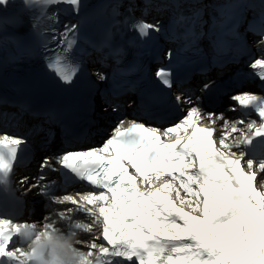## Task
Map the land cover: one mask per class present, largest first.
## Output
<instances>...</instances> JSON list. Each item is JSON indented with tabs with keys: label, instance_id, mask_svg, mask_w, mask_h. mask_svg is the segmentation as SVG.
Listing matches in <instances>:
<instances>
[{
	"label": "snow or ice",
	"instance_id": "6c2138e0",
	"mask_svg": "<svg viewBox=\"0 0 264 264\" xmlns=\"http://www.w3.org/2000/svg\"><path fill=\"white\" fill-rule=\"evenodd\" d=\"M11 3L12 0H0V8ZM22 3L26 9L38 13L34 16L35 28L48 6L65 4L78 10L81 0H22ZM144 3L146 15L151 0ZM134 7L133 4L128 11L131 13ZM238 7L229 4L221 10L219 23L213 18V26L220 28L221 37L237 35L234 21ZM175 8L171 38L183 41L179 51L199 53L197 41L205 35L203 31L197 32L200 12L185 15L179 11L178 3ZM47 19L56 22L58 18L53 14ZM128 19L125 18V24ZM259 25L258 30L264 33V12ZM130 27L141 40L163 30L159 23L144 19L133 20ZM64 28L60 33L63 39L55 49L49 48V44L57 41L56 29L39 31L41 37L53 33L42 40L44 52L52 53L44 56L46 69L64 84H71L79 65L72 63L69 54L77 46L79 29L76 25ZM135 40H130L129 46H134ZM124 54L123 47H116L112 53L117 60ZM250 67L264 82V57L255 59ZM171 76V68L156 72L158 80L168 88L172 87ZM99 79L104 80L105 76L101 74ZM208 88L205 84L204 90ZM232 99L242 110L254 112L260 121L258 124L257 119L250 120L247 132H242L241 138L233 143L228 138L238 131L236 123H229L221 114L219 119L224 120L223 127L228 131L217 134L213 127L197 123L206 115L214 124L213 113L191 106V96H177L178 109L182 104L190 107L171 127H146L136 120L125 127L124 120H119L100 147L67 151L55 160L44 157L41 174L32 187L44 182L41 190L47 193L50 185L44 169L56 171L55 164H59L99 191L54 197L56 204L74 208L60 210L55 219L49 218L41 228L71 237H77L76 230L86 234L91 240L88 243L91 250L84 251L89 257L97 253L94 264H264V96L242 92ZM19 107L21 112L30 111L26 102H20ZM118 110L113 105V111ZM45 115L47 123H54L58 113L49 111ZM238 123L243 125L244 120ZM37 130H43L42 126L38 125ZM162 137L172 142L165 143ZM25 144L24 139L13 135H0V190H9L14 164ZM162 177L170 179L155 187ZM27 182V177L21 181ZM78 214H83V219ZM89 217L91 222H87ZM57 219L61 225H56ZM95 224L102 227V241L100 237H91ZM34 235L38 246L25 251ZM44 248L39 244L37 223H17L12 218L0 217V264H44ZM80 259L83 264L86 257L81 254Z\"/></svg>",
	"mask_w": 264,
	"mask_h": 264
},
{
	"label": "bare ground",
	"instance_id": "6f19581e",
	"mask_svg": "<svg viewBox=\"0 0 264 264\" xmlns=\"http://www.w3.org/2000/svg\"><path fill=\"white\" fill-rule=\"evenodd\" d=\"M172 1H174L175 2V0H172ZM179 1V0H178ZM187 1L188 0H184V2H182V5L180 4V6H184V7H187L188 5H186L187 4ZM132 2H135V5L137 6V7H145V5H142L141 4V2L140 1H138V0H135V1H132ZM132 2H130V1H126L125 3H124V6L125 7H130V6H132L133 5V3ZM196 2V4H198L199 6L200 5H202V3H201V1L200 0H198V1H195ZM208 2H210V1H208ZM215 2V1H214ZM158 6L161 8L162 7V5H159V3L158 2H156V0H152L151 1V6L148 8V10H147V14L148 15H152V13H154V14H156L157 15V17L159 18V19H164V18H162V15H163V13L160 11V10H158L157 8H158ZM137 8L135 7V9L134 10H136ZM164 9V8H163ZM141 12H144V10H140L139 11V13H141ZM260 12V11H259ZM215 13H216V11H215ZM254 16V15H253ZM256 16H258V15H256ZM260 17V16H259ZM207 19V18H206ZM162 27V26H161ZM258 43V45H262V43H260V41H258L257 42ZM96 64H99V62H97ZM191 106H199V107H201L202 109H203V112H204V108L202 107V105H201V103L196 99V98H193V104L191 105ZM226 106H233L232 105V103H230L229 105H226ZM190 106L188 105V106H186V109H188ZM109 110V109H108ZM110 111V110H109ZM107 112V111H106ZM185 113H186V111H185ZM185 113H184V115H185ZM205 113V112H204ZM221 114H223V116H224V118L229 122V123H236L237 124V126L239 125V123H238V121H235V118L236 117H240V112H239V110H238V108L237 107H235L234 109H232V110H229V113L228 112H220V113H218V114H214L213 115V119H215L216 120V122L217 123H224V120H221V119H219V116L221 115ZM249 116H253V117H255V115H253V114H250ZM183 117V116H182ZM256 118V117H255ZM230 120L232 121V122H230ZM207 121H209L208 119H207V116L206 115H202L201 116V118H200V120L199 121H197V123L199 124V125H201V126H207L206 124H204L205 122H207ZM234 121V122H233ZM258 122H260L259 121V119H258ZM257 122V123H258ZM239 128V127H238ZM221 130V128L220 127H217L216 128V132H217V134H221L219 131ZM247 131V129H246V126H245V128H243V127H240L239 129H238V131L240 132V134H242V131ZM187 132H190V130H186ZM224 131H225V129H224ZM227 131V130H226ZM239 138H240V136H239ZM238 140V136L235 134V133H233L231 136H229V138H228V142L229 143H233V142H236ZM46 149H48V150H50V149H52V147L51 146H49V147H47ZM232 151H237L236 149H233ZM168 178H170V177H168ZM56 180V177L54 178V176L53 175H51V176H47V182H49V184L52 182V181H55ZM37 183V182H36ZM44 182H41L40 184H38L37 185V189L35 190V193H33V195L32 196H30V197H27L28 199H30V200H34L33 202H36V203H39V202H46V204H47V201L48 202H50V203H53V201L55 200L54 199V197H48L47 196V193H49V191L47 192V193H45L44 191H42L41 190V187H42V184H43ZM55 186V184L53 185V184H50V187L49 188H53ZM159 185H157V186H155V187H158ZM48 197V198H47ZM46 198H47V201H46ZM56 203V202H55ZM45 204V205H46ZM43 203L42 204H35L34 205V210H35V213L33 214V216H31L30 218H27V217H25V220H27V221H29V222H31V223H37V225H40L41 226V222H42V220H41V217H42V215H45V212H47V211H49V213L48 214H46V220H49V218H52V219H55V217H56V215H57V213H55L54 211H52L51 212V205L52 204H49L48 203V206L46 205L45 206ZM57 207H56V209L57 210H64L65 212H66V210H67V208H69V207H73L74 208V206H72V205H69V204H64V205H56ZM74 212H75V209H74ZM79 216H80V218L81 219H83V214H78ZM56 222L58 223L57 225H61V221H59L58 219L56 220ZM87 222H88V220H87ZM63 226H67V224L65 223ZM79 231V230H78ZM79 233H81V237L84 239V240H86L88 237L86 236V234H84L83 232H81V231H79ZM80 242V241H79ZM78 248H81L82 250H84L83 248H82V246L80 245V243H78L77 245H76Z\"/></svg>",
	"mask_w": 264,
	"mask_h": 264
},
{
	"label": "clouds",
	"instance_id": "9594fccd",
	"mask_svg": "<svg viewBox=\"0 0 264 264\" xmlns=\"http://www.w3.org/2000/svg\"><path fill=\"white\" fill-rule=\"evenodd\" d=\"M37 234L39 235V244L44 248V264H82L81 254L86 257L83 264H94L97 253L88 256L87 252L78 248L77 237L68 236L60 232H46L37 225ZM37 237L34 235L28 240V247L24 250L29 251L32 247H37Z\"/></svg>",
	"mask_w": 264,
	"mask_h": 264
},
{
	"label": "rangeland",
	"instance_id": "374dc122",
	"mask_svg": "<svg viewBox=\"0 0 264 264\" xmlns=\"http://www.w3.org/2000/svg\"><path fill=\"white\" fill-rule=\"evenodd\" d=\"M235 121H236V119H235ZM230 122H232V121L230 120ZM233 122H234V121H233ZM246 123H247V122H244L243 125H239V126H237V128H238V127H239V128H240V127L245 128V124H246ZM204 124H206L207 126H211V127H213V128L215 129V131H216V128H217V127H220V128H221V130L219 131L220 133H224V132H226V130L228 131V129H225V128L223 127V123H217V122H215L214 124H211L210 121H207V122H205ZM239 128H238V129H239ZM224 129H225V131H224ZM243 131H244V130H243ZM243 131H242V132H243ZM216 133H217V132H216ZM235 134L238 136V140H239V139H240L239 136L241 135L240 132L237 131V132H235ZM238 140H237V141H238ZM169 179H170V178L162 177L159 181L156 182L155 186L160 185V184H162V183H165V182H167ZM141 186L144 188V185L141 184ZM182 195H183V193H182ZM46 201H47V200H46ZM42 203H43L44 205L46 204V202H42ZM47 203H49V204H53V203H50V202H48V201H47ZM46 205L48 206V204H46ZM46 205H45V206H46ZM53 205H54V204H53ZM53 205H52V207H54ZM177 206L179 207L180 205L178 204ZM52 207H51V212H52V211H54V212H59V211H57L56 208H53V209H52ZM185 210H188V209H185ZM49 211H50V210H49ZM49 211L45 212V215L48 214ZM44 222H45V221H44ZM46 223H47V222H46ZM63 227H64V226H63ZM79 238H81V237L79 236L77 239H79Z\"/></svg>",
	"mask_w": 264,
	"mask_h": 264
}]
</instances>
